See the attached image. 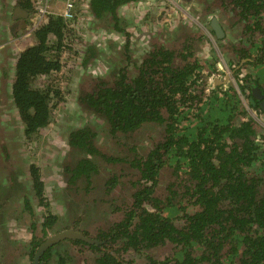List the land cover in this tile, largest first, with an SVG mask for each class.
I'll return each instance as SVG.
<instances>
[{
	"label": "trees",
	"instance_id": "16d2710c",
	"mask_svg": "<svg viewBox=\"0 0 264 264\" xmlns=\"http://www.w3.org/2000/svg\"><path fill=\"white\" fill-rule=\"evenodd\" d=\"M132 1L138 0H88L86 9L97 20L107 15L116 20L118 9ZM17 2L30 13L29 0ZM213 2L232 16L233 26H240L236 41L223 47L228 64L254 69L253 75L238 74V87L264 91V0ZM46 15L34 29L35 44L23 49L14 65L13 100L27 135L49 124L53 98L61 96L58 89L33 84L60 71L64 36L81 25L76 14L71 19L56 12ZM204 37L202 32L186 36L178 49L157 45L134 68L116 67L112 80L105 76L94 82L93 92H81L78 102L103 120L108 136L124 138L118 142L121 154L129 151L124 156H111L108 148L102 152L90 127L68 135V144L83 153L66 165L71 184L91 187L104 166L126 165L124 172L105 175L107 191L128 188L127 198L112 206L121 217L99 226L92 236L81 230L88 242L67 240L83 246L84 264H264V133L244 108L237 119L240 103L231 88L222 93L231 96V103L207 94L216 61L192 52ZM90 55L84 54L82 63ZM246 98L251 108L258 107L250 91ZM29 171L34 193L48 209L38 166L31 164ZM42 218L46 236L58 216L48 209ZM37 240L33 236L30 241L31 253ZM54 247L42 254V264L52 258ZM55 264H70L68 256L59 255Z\"/></svg>",
	"mask_w": 264,
	"mask_h": 264
},
{
	"label": "rangeland",
	"instance_id": "374dc122",
	"mask_svg": "<svg viewBox=\"0 0 264 264\" xmlns=\"http://www.w3.org/2000/svg\"><path fill=\"white\" fill-rule=\"evenodd\" d=\"M17 1L0 0V264L30 263L31 259L28 260L25 255L24 263L20 259L21 252H25L26 246L23 245L30 242L33 233L37 237L42 236L40 223L48 209L59 216L49 235L66 225L78 232L87 229L89 236H92L99 226L110 225L121 217L119 212L113 211L112 206L127 198L128 188L116 193L107 191L104 187L105 175L109 171L124 172L126 165L104 166L91 187L84 186L81 181L71 184V172L66 171L67 164H74L83 156L82 152L68 144V135L73 130L90 127L95 132L96 146L104 153V150L110 149L111 156H124L129 152L123 149L121 154L122 144L118 142L124 138L117 141L121 136L119 133L117 137L108 136L103 120L78 102L82 91H94L96 80L108 76L105 80L109 82L116 67L126 65L134 68L157 45L167 43L178 49L186 41V36L199 32L206 37L195 43L192 52L201 60L216 61L212 75H208L210 85L213 76H216L221 81L222 90L232 89V86L237 89V84L242 82L236 81L238 74L240 77L254 74L251 66L242 65L238 72L235 71L238 67L233 68L228 64L229 55L223 51V47L227 42L236 41L240 26H233L232 16L223 12L213 0H139L123 5L114 20L116 29L109 27L115 31L103 28L104 25H111V21L107 23L104 18L97 20L81 4L82 7H78L76 12V19L81 25H78L77 32L76 28H72V33H66L61 52L58 51L60 71L43 76L33 84L34 88L49 86L58 89L61 96L59 99L53 98L49 124L27 135L13 100L15 59L23 49L35 44L34 29L47 18L48 12H56L60 0H29L32 9L28 14L32 17L25 20V27L19 26V15L14 17ZM42 10L45 16L39 19ZM214 16L224 32L219 39L212 34L207 23ZM87 43L95 46L98 53L90 61L82 63ZM213 52L215 55L211 57ZM237 93L243 101L236 110L237 119H241L239 111L244 108L250 116L255 117L258 122L256 128L263 134L264 111L249 106L246 98L248 89L239 88ZM146 141V137L141 138L143 144ZM112 151L115 153L112 154ZM98 162L105 164L102 159H98ZM31 164L37 165L41 173L42 194L49 202L48 209L40 205L34 193L29 171ZM250 171H253V167ZM121 180L128 181L127 178ZM25 199L29 204H25L24 210ZM30 210L33 211L32 215ZM83 252V246L63 240L55 245L53 256L47 264H55L59 255L68 256L70 264H84ZM72 260L75 262L72 263Z\"/></svg>",
	"mask_w": 264,
	"mask_h": 264
},
{
	"label": "water",
	"instance_id": "95a60500",
	"mask_svg": "<svg viewBox=\"0 0 264 264\" xmlns=\"http://www.w3.org/2000/svg\"><path fill=\"white\" fill-rule=\"evenodd\" d=\"M15 15H19V17L21 18V26L24 27L26 25L25 23V18L27 17L28 13L26 12L25 9L21 8L20 6H15L14 8V17ZM17 25V24H16ZM209 27L211 29V31H213V34L215 35L216 38H222L224 32L223 29L221 27V24L219 22V20L217 19V17H211L210 19V24ZM13 28H15V24L12 25L11 29L13 30ZM207 94L209 93H214L217 97H219L220 99H227L226 101L230 102V98L231 96L226 97L223 96V90L221 89V84L220 82H218L217 78H215L214 81H212V85H210L207 89ZM250 92L251 95L254 99L257 100L258 103V107L261 108V110H264V91L259 87V86H253L250 87ZM228 102V103H229ZM199 106H200V102H198ZM231 103V102H230ZM64 239H80V240H84V241H90V238L86 235H84L81 232H78L74 229H68V230H64L61 231L59 233L53 234L51 236H49L38 248L37 252L35 253L34 257H33V263L32 264H37L39 257L41 256V254L44 252L45 249H47L49 246L64 240Z\"/></svg>",
	"mask_w": 264,
	"mask_h": 264
},
{
	"label": "flooded vegetation",
	"instance_id": "af4514ba",
	"mask_svg": "<svg viewBox=\"0 0 264 264\" xmlns=\"http://www.w3.org/2000/svg\"><path fill=\"white\" fill-rule=\"evenodd\" d=\"M139 1V0H138ZM138 1H132V2H129V3H127V4H130V3H133V2H138ZM86 7V6H85ZM22 8V7H21ZM86 11V10H85ZM27 12V11H26ZM28 13V12H27ZM30 15L28 14L27 15V17L25 18V20L29 17ZM108 16V15H107ZM107 16H105V18H104V20H105V22H107V23H109L110 21H111V25H109V26H107V25H104V27L103 28H107V29H109V27H111V28H113V29H116V23H114V20L112 19V18H107ZM32 16H30V18H31ZM42 19V18H41ZM210 19L211 18H209V21L207 22L208 24H210ZM19 26L20 27H22L21 26V18H19ZM25 27V26H24ZM77 29V28H76ZM112 29V30H113ZM109 30H111V29H109ZM111 30V31H112ZM113 31H115V30H113ZM71 45V44H70ZM86 50H85V52H83L84 54H87L88 56H89V54H93V56L91 57V55H90V57L91 58H93L95 55H96V53H98V49L95 47V46H93L91 43H87L86 45ZM83 54V55H84ZM238 65V64H237ZM234 67L233 68H235V67H238V66H235V65H233ZM249 66V65H248ZM238 70H240V67H238L235 71H238ZM215 78H217L216 76H213V78H212V81H214L215 80ZM217 80H218V78H217ZM240 82H241V80H239ZM218 82H220L221 83V81H219L218 80ZM237 84V83H236ZM235 84V85H236ZM233 88H235V87H233L232 86V89H230L231 90V94L232 95H236L238 98H239V103H241V102H243L242 100H241V98H240V94L239 93H237V91L239 90V87H238V84H237V89H233ZM229 89V88H228ZM226 90V89H225ZM224 91V90H223ZM250 91V90H249ZM250 94H251V92H250ZM264 111V110H263ZM252 111H250L249 113H251ZM26 204V202H24V205ZM25 207H26V205H25ZM0 208H1V206H0ZM44 220V218H42V221ZM59 220V216H58V219H57V221ZM42 221H41V223H42ZM56 221V222H57ZM41 223H40V227H41ZM36 224V223H35ZM56 224V223H55ZM54 226V225H53ZM68 229H74V230H76L75 228H73V227H70V228H68V227H66V225H64V227L63 228H60V229H58V231H55V232H53L52 234H50L49 235V232L51 231V230H53V228H49L48 229V233H47V235L46 236H44L43 235V233H42V231H41V233H42V236L41 237H37L34 233H33V235H32V237L34 236L36 239H38L37 240V242L39 243L38 244V247L34 250V253L32 252L31 253V248H30V242L27 244H25V245H23V246H26L24 249H25V252H21V258L20 259H23L22 261H23V263H24V255L25 256H27V259L29 260V259H31V261H30V263L29 264H32L33 263V257H34V255H35V253L37 252V250H38V248L40 247V245L49 237V236H51V235H53V234H56V233H59V232H61V231H64V230H68ZM77 231V230H76ZM32 237H31V239H30V241L32 240ZM67 241L68 239H64V241ZM61 241H63V240H61ZM61 241H59V242H61ZM58 243V242H57ZM57 243H55V244H53V245H51V246H54V245H56ZM28 246V247H27ZM51 246H49L48 248H50ZM47 248V249H48ZM55 248V247H54ZM47 249H45L44 250V252L47 250ZM43 252V253H44ZM42 253V254H43ZM30 254H32V256L30 257ZM42 254H41V256H42ZM40 256V257H41ZM167 256V255H166ZM40 257H39V260H38V262H37V264H42L41 262H40ZM21 263V262H20Z\"/></svg>",
	"mask_w": 264,
	"mask_h": 264
},
{
	"label": "crops",
	"instance_id": "0c3cea01",
	"mask_svg": "<svg viewBox=\"0 0 264 264\" xmlns=\"http://www.w3.org/2000/svg\"><path fill=\"white\" fill-rule=\"evenodd\" d=\"M66 1H67V0H60V3H59V5H58V8H56V9H57V10H56V13L61 12V11L64 9ZM87 1H88V0H72V2H73V8H72V11L76 14V12H77V8H78V7H82L81 4H82V5H85V6L88 5ZM124 5H127V4H124ZM122 6H123V5H122ZM14 8H15V6H14Z\"/></svg>",
	"mask_w": 264,
	"mask_h": 264
},
{
	"label": "built area",
	"instance_id": "2783aa9c",
	"mask_svg": "<svg viewBox=\"0 0 264 264\" xmlns=\"http://www.w3.org/2000/svg\"><path fill=\"white\" fill-rule=\"evenodd\" d=\"M72 8H73L72 0H67L66 3H65L64 9L61 12H58L57 14L60 15V16H63L64 18L71 19L73 17ZM42 16H45L43 14V10L41 11L39 19H41Z\"/></svg>",
	"mask_w": 264,
	"mask_h": 264
}]
</instances>
